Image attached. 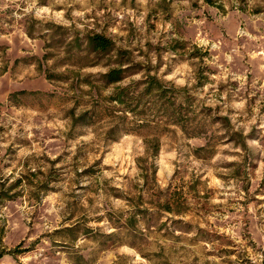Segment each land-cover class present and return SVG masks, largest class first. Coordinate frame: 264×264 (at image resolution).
Returning a JSON list of instances; mask_svg holds the SVG:
<instances>
[{"label": "rangeland", "instance_id": "374dc122", "mask_svg": "<svg viewBox=\"0 0 264 264\" xmlns=\"http://www.w3.org/2000/svg\"><path fill=\"white\" fill-rule=\"evenodd\" d=\"M90 32L137 72L101 84L112 65L66 43ZM145 73L186 88L180 124L145 104L147 125L107 139V96ZM14 247L0 264H264V0H0V249Z\"/></svg>", "mask_w": 264, "mask_h": 264}, {"label": "trees", "instance_id": "16d2710c", "mask_svg": "<svg viewBox=\"0 0 264 264\" xmlns=\"http://www.w3.org/2000/svg\"><path fill=\"white\" fill-rule=\"evenodd\" d=\"M27 35L31 36V31L26 30ZM80 40L84 44L86 52L94 55L95 58H105L107 64L112 66L108 67L104 72L99 73L97 79L103 85L115 84L122 81L124 78L134 74L136 71V63L132 62L128 50L121 49L115 45L112 39L104 36L101 33L90 32L83 35V38L77 36L71 37L66 43L74 45V47L80 46ZM50 42L53 41L50 37ZM185 87H176L171 82L163 83L158 79L155 74L145 73L139 79H130L128 83L123 85H115L112 91L107 96L109 103L115 104L119 109V114L111 115L108 127L105 130V136L109 140H114L118 135L127 132H133L139 130V128L148 124L147 120L137 118L142 113V106L145 104L149 107L161 110L165 116V121L179 125L182 115L180 113L182 100L186 97H181L185 91ZM89 111L81 112L76 116L73 121H80L84 123L85 115ZM91 111L90 113H92ZM128 114V115H127ZM93 113L91 114V116ZM130 115V116H129ZM129 116L130 118H128ZM221 122L225 123L226 119L220 117ZM182 125H180L181 127ZM243 136L236 132L230 131L229 140L234 142L241 141L243 143ZM148 142L150 143L151 150L149 154L154 157L158 151L157 138L152 136ZM204 146L195 148V151H202ZM154 170H151L153 175ZM168 199H164L163 203H166ZM166 210H170L169 207ZM17 247L9 250L0 249V256L4 253L14 254L17 252Z\"/></svg>", "mask_w": 264, "mask_h": 264}]
</instances>
